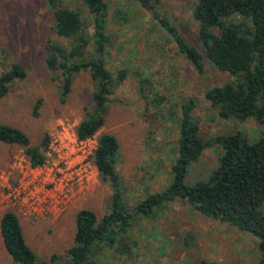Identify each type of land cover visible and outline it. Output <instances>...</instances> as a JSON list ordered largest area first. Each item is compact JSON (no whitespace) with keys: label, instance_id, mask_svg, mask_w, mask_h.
<instances>
[{"label":"rangeland","instance_id":"374dc122","mask_svg":"<svg viewBox=\"0 0 264 264\" xmlns=\"http://www.w3.org/2000/svg\"><path fill=\"white\" fill-rule=\"evenodd\" d=\"M197 2L157 0L155 5L201 52L202 73L178 51L169 33L137 0H107L106 33L110 43L105 64L114 76L120 69L126 70L127 76L110 95L103 127L79 143L74 132L91 104L93 82L89 73L76 74L62 101L61 78L55 77L45 61L50 55V41L62 45L68 41L55 34L53 15L45 0H0V73L13 62L26 71L25 77L15 80L0 98V123L24 131L32 145L39 144L47 133L52 148L48 149L45 167L35 173L37 180L41 184L57 180L61 169L73 183L72 197L61 211L36 217L25 215L8 192L19 178L14 165L24 163L27 156L22 147L0 141V217L7 210L16 213L25 241L38 260L53 259V264H61L68 258L78 210L90 209L99 220L109 211L112 190L108 183L100 181L92 159L99 134L110 132L117 137L119 154L115 167L124 198L133 210L174 179L178 117L181 104L188 99L195 101L192 116L199 136L205 139L239 131L246 141L252 142L264 134V122L222 118L205 98L208 88L225 83L231 76L210 63L197 38V23L192 15ZM60 3L80 12L84 31L91 36V15L85 1ZM140 76L148 78L152 87L165 96L161 105H149L141 97ZM221 153L218 143L206 148L189 164L184 182L191 185L207 180L218 166ZM79 161L85 178L68 169L79 165H74ZM259 209L264 212V203ZM125 241L130 247L128 252L120 254L104 248L93 258V264H264L255 236L226 221L206 217L180 199L135 212ZM0 264H19L5 249L1 233Z\"/></svg>","mask_w":264,"mask_h":264},{"label":"trees","instance_id":"16d2710c","mask_svg":"<svg viewBox=\"0 0 264 264\" xmlns=\"http://www.w3.org/2000/svg\"><path fill=\"white\" fill-rule=\"evenodd\" d=\"M84 1L91 15V36L85 33L84 17L78 10L62 6L60 0H45L53 15L55 34L68 41L67 45L50 41V55L45 61L55 77L61 78L60 99L65 100L76 74L86 71L93 82L90 107L76 126L79 140L95 136L103 127L110 95L127 76L124 69L114 76L105 64V52L110 43L106 33L107 0ZM156 1L137 0L169 33L178 51L202 73L201 52L157 10ZM192 15L197 23V38L207 59L231 76L225 83L208 88L205 98L222 118L239 122L254 118L264 122V0H198ZM25 75L24 67L17 62L2 71L0 98L15 80ZM139 92L149 105L159 106L165 101V96L153 88L146 77H139ZM195 107L192 98L180 106L178 156L173 165V181L161 191L150 194L134 210L129 209L124 198L115 167L119 154L117 137L110 132L97 136L92 159L100 181L108 183L112 190L109 211L100 220L90 209L77 211L73 243L67 251L68 258L61 264H93V258L104 248L120 254L128 252L130 247L125 237L134 213L151 210L175 199L206 217L226 221L251 233L257 238L258 248L264 256V212L259 209L264 203V134L252 142L246 141L239 131L205 139L199 136L192 116ZM49 140L45 133L39 144L32 145L24 131L0 123V141L22 147L33 166L46 161ZM215 143L222 146L218 166L207 180L186 184L184 178L189 164ZM0 233L4 247L15 263L53 264V259L47 262L36 258L25 241L15 212L2 213Z\"/></svg>","mask_w":264,"mask_h":264},{"label":"built area","instance_id":"2783aa9c","mask_svg":"<svg viewBox=\"0 0 264 264\" xmlns=\"http://www.w3.org/2000/svg\"><path fill=\"white\" fill-rule=\"evenodd\" d=\"M74 136L75 140L79 143L87 140H79L76 136V130ZM51 148L52 144L48 145V149ZM78 149L80 150V148ZM45 165L46 161L42 165L33 166L28 160V157L24 160V163L18 162L14 165V169L19 178L16 181L15 188L10 189L8 194L25 215L36 217L47 213H58L67 205L72 197L70 191L73 186V183H71L72 178L65 177L61 169L59 171L61 174L60 178L57 180H50L42 184L37 180L35 173L43 169ZM74 165L68 168L71 169V173H76L80 178H85V169L81 162H75Z\"/></svg>","mask_w":264,"mask_h":264}]
</instances>
